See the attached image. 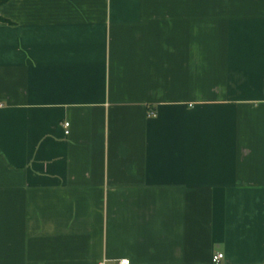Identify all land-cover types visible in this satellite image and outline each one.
<instances>
[{
  "label": "crops",
  "instance_id": "0c3cea01",
  "mask_svg": "<svg viewBox=\"0 0 264 264\" xmlns=\"http://www.w3.org/2000/svg\"><path fill=\"white\" fill-rule=\"evenodd\" d=\"M217 252L264 264V0H0V264Z\"/></svg>",
  "mask_w": 264,
  "mask_h": 264
},
{
  "label": "built area",
  "instance_id": "2783aa9c",
  "mask_svg": "<svg viewBox=\"0 0 264 264\" xmlns=\"http://www.w3.org/2000/svg\"><path fill=\"white\" fill-rule=\"evenodd\" d=\"M153 112H150L152 114ZM68 122H64V133L68 134ZM223 259V254L217 252L213 254L212 256V264H221V261ZM118 264H129V261L127 259H122L118 262Z\"/></svg>",
  "mask_w": 264,
  "mask_h": 264
}]
</instances>
